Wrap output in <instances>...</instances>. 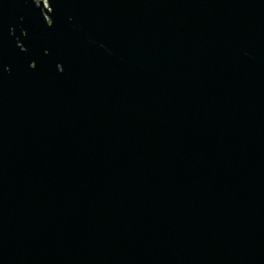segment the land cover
I'll return each instance as SVG.
<instances>
[{"label": "water", "instance_id": "1", "mask_svg": "<svg viewBox=\"0 0 264 264\" xmlns=\"http://www.w3.org/2000/svg\"><path fill=\"white\" fill-rule=\"evenodd\" d=\"M45 1L0 0V264H264V0Z\"/></svg>", "mask_w": 264, "mask_h": 264}, {"label": "rangeland", "instance_id": "2", "mask_svg": "<svg viewBox=\"0 0 264 264\" xmlns=\"http://www.w3.org/2000/svg\"><path fill=\"white\" fill-rule=\"evenodd\" d=\"M45 1V0H44ZM45 3H46V1H45Z\"/></svg>", "mask_w": 264, "mask_h": 264}]
</instances>
